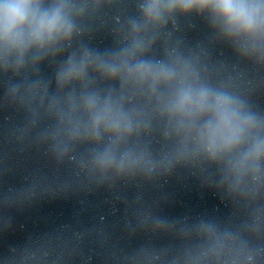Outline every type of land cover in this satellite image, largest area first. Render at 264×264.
<instances>
[{
	"label": "clouds",
	"instance_id": "clouds-1",
	"mask_svg": "<svg viewBox=\"0 0 264 264\" xmlns=\"http://www.w3.org/2000/svg\"><path fill=\"white\" fill-rule=\"evenodd\" d=\"M176 3L185 10L211 6L226 19L230 28L236 30L252 31L264 26V15L260 12L261 6L248 3L247 0H173L172 4L167 5L154 2L148 7V15L159 18L161 7L171 8ZM34 8L32 0L0 2V40L6 44H20L25 39L23 26L26 23L29 25L27 37L39 44L50 41L60 34L65 36L69 34L70 27L61 18L59 12L51 16H38ZM217 110L221 114V119L214 130V135H223L232 127L233 114L223 101L217 103ZM232 138V136L227 137L228 140Z\"/></svg>",
	"mask_w": 264,
	"mask_h": 264
}]
</instances>
